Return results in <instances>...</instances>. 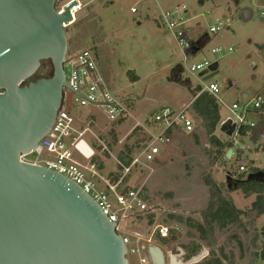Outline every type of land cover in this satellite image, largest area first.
I'll use <instances>...</instances> for the list:
<instances>
[{
    "label": "rangeland",
    "instance_id": "374dc122",
    "mask_svg": "<svg viewBox=\"0 0 264 264\" xmlns=\"http://www.w3.org/2000/svg\"><path fill=\"white\" fill-rule=\"evenodd\" d=\"M66 1L57 0L56 5L59 7ZM79 1L83 8L76 14L75 22L65 29L67 47L71 51L90 49L94 52L111 93L123 98L133 97V116L141 118L160 106H184L205 82L216 83L220 88L219 96L229 105L248 101L258 94L264 96V18L261 16L264 0ZM132 7L137 8V14L130 12ZM176 7H182L190 19L187 26H191L188 34L190 32L192 40L201 42L196 53L188 56L187 66L183 64V55L174 38L158 22L159 9L166 11ZM220 22L224 28L215 35L208 34L209 27ZM197 40L193 41L195 45H198ZM215 48L222 52L212 54ZM204 61L217 64L214 72H208L212 77L207 81H203L205 76L200 77V73L188 72L191 65ZM43 62L46 67L39 68L27 82L51 75L49 61ZM128 70L138 77L135 84L127 79ZM81 111L77 122L79 131L87 127L85 114L94 121L82 137L95 152L91 160L100 163V156L109 159L103 173L109 180L117 179L120 167L114 159L119 161L118 156L125 157L123 152L133 156L143 134L132 130L135 124L132 118L108 127L100 110ZM219 115L223 119L228 112L221 107ZM194 122L193 134L175 137L154 162L135 166L124 177L120 189H140V196L156 210V214L147 212L128 220L127 228L150 236L155 226L168 227V239L161 240L155 234L152 237V246L161 243L164 254L167 249L175 252L191 242L198 244L197 239L188 238L189 230L171 216L202 222L203 215L213 208L219 191L242 214L239 223L226 229L213 225L208 242L200 243L206 257L218 258L222 264H264L259 259L264 241V216L250 209L255 196H244L238 189L227 190L226 182L228 176L237 180L239 166L249 172L252 168L264 170V138L255 149L248 138L243 139L247 150L243 152L233 146L237 149L234 157L225 160L224 156L214 154L201 120L194 116ZM218 125L215 135L228 142L231 136L223 134ZM96 137L115 158L101 152ZM255 151L258 159L249 160L254 158Z\"/></svg>",
    "mask_w": 264,
    "mask_h": 264
},
{
    "label": "water",
    "instance_id": "95a60500",
    "mask_svg": "<svg viewBox=\"0 0 264 264\" xmlns=\"http://www.w3.org/2000/svg\"><path fill=\"white\" fill-rule=\"evenodd\" d=\"M56 3L0 0V264H128L115 224L89 195L53 171L20 161L52 127L67 88L62 68L68 48L65 26L76 2L61 14ZM43 61H49L51 75L27 82ZM216 68L213 64L200 74L203 81ZM220 130L230 136L233 127L227 123ZM77 150L86 159L93 156L83 140ZM263 179L262 172L246 178ZM226 182L228 189L236 188L231 177ZM148 256L150 264H165L157 246H149ZM169 264L185 263L170 257Z\"/></svg>",
    "mask_w": 264,
    "mask_h": 264
},
{
    "label": "built area",
    "instance_id": "2783aa9c",
    "mask_svg": "<svg viewBox=\"0 0 264 264\" xmlns=\"http://www.w3.org/2000/svg\"><path fill=\"white\" fill-rule=\"evenodd\" d=\"M72 1L76 2V6L70 11L72 21L65 26V29L75 22L74 15L82 10L83 5L79 0H68L59 7L55 6L56 12L61 14L64 7ZM130 12L137 14L138 10L136 7H132ZM261 16L264 18V12H261ZM189 20L182 7L166 11L159 9L158 22L174 38L183 55L184 66H187L188 56L192 55L195 49L192 37L190 33L188 34L189 26L187 24ZM223 28L224 25L221 22L212 25L208 29V34L215 35ZM228 51H231V49L229 48ZM221 52L220 48L211 51L214 55H219ZM210 66V63L204 61L191 65L188 72L192 75L202 74ZM62 68L67 88H63L62 104L54 123L38 146L29 153L21 155L20 161L46 168L79 186L84 193L94 200L109 221L115 224V232L122 239L128 264H150L148 248L152 246L153 235L155 234L161 240H166L169 238L170 229L164 225H157L149 236L127 228L128 220L135 218L138 214L147 212L156 214V210L140 196V189L124 191V189H120V186L124 177L135 166L154 162L160 156L161 150L172 144L176 135H191L194 133L195 115L191 110V105L181 109L160 106L137 119L133 116V97L123 98L111 93L99 71L93 51L90 49L71 51L67 48ZM203 92L214 98L218 109L224 107L228 112L226 117L220 118L218 126L221 127L228 123L229 126L233 127V132L230 135L231 139L228 140L232 144L229 150L232 151L233 156L237 149L245 151L246 147L242 139L250 136L251 130L257 127L260 120L264 122V96L258 94L248 101H235L229 105L219 96L220 88L216 83H202L199 93ZM91 108L102 112L108 127L126 122L129 118H132L135 121L132 130L136 129L144 136L133 156L123 152L131 159L127 166L116 161L120 167V176L115 181H110L102 175L99 168L100 163L91 160V158H84L77 150L78 143L83 140V135L88 131L87 127L94 123L92 119H89L88 114H85L87 119L85 125L87 127L79 131L77 127L79 115L82 113L81 110ZM259 127L261 132L258 134V139L255 140L256 147L258 142L264 138L263 126ZM95 139L102 148L101 152H106L112 157L107 146L97 137ZM233 146H237V149ZM224 158L227 160L226 155H224ZM237 174H242L246 179L251 172L246 167L239 166ZM201 252L205 254L202 258L204 259L207 253L203 249ZM164 255L165 264H169L170 257H174L176 261L185 264H188L193 258L186 260L185 251L181 247H178L175 252L167 250Z\"/></svg>",
    "mask_w": 264,
    "mask_h": 264
},
{
    "label": "trees",
    "instance_id": "16d2710c",
    "mask_svg": "<svg viewBox=\"0 0 264 264\" xmlns=\"http://www.w3.org/2000/svg\"><path fill=\"white\" fill-rule=\"evenodd\" d=\"M45 67V63L42 62L40 69H44ZM126 77L130 83H135L138 81V77L132 71H127ZM191 110L195 117L201 120L203 130L208 138L209 145L214 151V154L217 157L226 155L225 149L231 148L232 144L229 142H221L215 135L217 125L220 121V115L214 98L207 93H200L191 104ZM261 125L263 126L262 129H264V122H262V120L259 121L258 126L255 129H259V126ZM195 139L197 140V137ZM118 159L126 166L131 161L128 156L123 157V155L118 156ZM99 168L102 169L103 164L100 163ZM258 172H262L264 174V170L260 171L258 169L252 168L251 173L256 174ZM113 179L111 178L110 181H114ZM235 181H237L236 188L232 186L229 189L227 188V190L238 189L244 196L254 195L255 199L251 203L250 209L258 216H264V179L258 181L246 180L243 175L240 174V176ZM218 192L219 191H217L218 197L216 198L215 203H213V208L209 209L203 215L202 222H197L191 218L184 219L180 216H171L173 220H175L179 224L184 225L189 230L190 233H188V238H195L200 243H207L209 234H211L213 230V225L217 226L218 229L223 230L228 228L230 225L239 223V216L242 214V212L235 209L234 205L230 201L224 199ZM200 243L194 244L191 242L188 246L181 247L185 251L186 260L200 254L202 250V244ZM207 257L196 264H222V261L218 258L208 259ZM222 258L225 259V256L222 255ZM259 259L264 261V241L261 246V251L259 252Z\"/></svg>",
    "mask_w": 264,
    "mask_h": 264
},
{
    "label": "crops",
    "instance_id": "0c3cea01",
    "mask_svg": "<svg viewBox=\"0 0 264 264\" xmlns=\"http://www.w3.org/2000/svg\"><path fill=\"white\" fill-rule=\"evenodd\" d=\"M191 26H189V28H190ZM190 33V32H189ZM191 36V35H190ZM194 40H197V39H193V41ZM197 43H198V45H195V48L198 50L199 48H200V44H201V42L199 43V41L197 40ZM196 53V52H195ZM194 53H192V55H193ZM180 69V68H179ZM129 71V70H128ZM174 74V73H173ZM133 84H135V83H133ZM199 90L200 89H198V92H197V94L196 95H194L193 96V98H192V100H190L186 105H180L179 107H177V109H181V108H183V107H185V106H188V105H191L192 103H193V101L196 99V97L200 94L199 93ZM243 102V101H242ZM135 117V116H134ZM135 118H137V119H139L138 117H135ZM258 126V125H257ZM261 132V129H260V127H259V129L257 128V129H253V130H251V132H250V136L249 137H244L243 139H246V138H248V140H249V142H251L252 143V145H253V149H255V148H257L256 146H255V140L256 139H258V134ZM181 134H179V135H176L175 137H178V136H180ZM175 137H174V139H175ZM198 137H200V134H198ZM218 138V137H217ZM173 139V140H174ZM221 142H224V143H226L225 141H223L222 139H220V138H218ZM243 139H242V142L244 143V141H243ZM245 147H246V145H245ZM252 148V147H251ZM229 149H225V152L227 153V151H228ZM246 150H247V147H246ZM244 152V151H243ZM95 154V152L93 151V155ZM252 155L254 156V158L253 159H249V160H253V161H255V159H258V152H256L255 151V153H252ZM112 157L113 158H115L113 155H112ZM232 157H234L233 156V153L231 154V157H230V159L232 158ZM101 156H100V163L101 164H103V168L101 169V173H102V175L103 176H105V174L103 173L104 172V170H105V166H106V164H107V161L109 160H106L105 158H102V160H101ZM115 161H117L116 160V158L114 159ZM106 177V176H105ZM118 178V177H117ZM114 181L116 180V179H113ZM159 242H160V240H158ZM158 241H154V242H158ZM155 246V245H154ZM157 247H159L162 251H163V247L161 246V243L160 244H157L156 245ZM168 250V249H167ZM166 250V251H167ZM164 253V252H163Z\"/></svg>",
    "mask_w": 264,
    "mask_h": 264
},
{
    "label": "bare ground",
    "instance_id": "6f19581e",
    "mask_svg": "<svg viewBox=\"0 0 264 264\" xmlns=\"http://www.w3.org/2000/svg\"><path fill=\"white\" fill-rule=\"evenodd\" d=\"M75 16L76 15H74V20H76V18H75ZM84 141V140H83ZM85 142V141H84ZM86 144H87V142H85ZM88 145V144H87ZM89 146V145H88ZM90 147V146H89ZM90 149L92 150V152H93V149L90 147ZM81 151V150H80Z\"/></svg>",
    "mask_w": 264,
    "mask_h": 264
}]
</instances>
